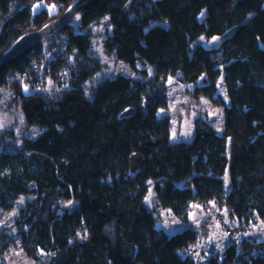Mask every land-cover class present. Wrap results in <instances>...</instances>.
Wrapping results in <instances>:
<instances>
[{
  "label": "trees",
  "instance_id": "obj_1",
  "mask_svg": "<svg viewBox=\"0 0 264 264\" xmlns=\"http://www.w3.org/2000/svg\"><path fill=\"white\" fill-rule=\"evenodd\" d=\"M66 12L58 32L0 65V98L41 130L0 131V219L16 210L24 252L37 264H202L188 250L208 226L169 234L157 224L168 212L188 222L226 211L241 238L223 255L206 247L205 264H264V251L251 254L264 241L245 236L264 221V0H0V55ZM94 39L139 77L97 80ZM171 82L216 96L223 129L200 115L191 140H173L160 114ZM32 170L40 177L21 203L15 186Z\"/></svg>",
  "mask_w": 264,
  "mask_h": 264
},
{
  "label": "rangeland",
  "instance_id": "obj_2",
  "mask_svg": "<svg viewBox=\"0 0 264 264\" xmlns=\"http://www.w3.org/2000/svg\"><path fill=\"white\" fill-rule=\"evenodd\" d=\"M47 7L50 11L55 9L52 6H46L44 3H39L34 8V11H38L41 8ZM206 15V10H204L200 15L199 19L202 20ZM74 21H78V17L74 18ZM232 31H228L223 35L215 36L210 40L203 39V45L206 47L218 46L220 43L231 34ZM95 51L99 58V63L102 65L101 73L98 75L97 80L102 77L114 78L118 74H125L127 76L139 77L131 68L128 67L126 63L118 61L115 59L114 55L105 50L103 41L94 39L93 41ZM152 73H156L155 68H151ZM1 93L4 97H8V92L6 88L1 87ZM220 91L224 93V86L220 88ZM213 98L206 96H194L190 89L185 86L180 85L176 82H171L168 87V102L165 108H162L160 114H169L172 120V138L177 140L181 138L182 140H191L194 135V122L195 119L200 115H206L212 122V124L219 130L223 129L224 126V109L221 105H218ZM3 101V103H2ZM25 116L22 112L20 105L14 104L11 107H6L3 98H0V131H14L17 133L18 138H21V134H39L40 129L35 128L29 131L25 127ZM21 141V140H19ZM40 177V172L38 170H32L28 175H25L19 179L15 189L17 193L21 194L20 201L24 203L26 200V193L33 191L38 179ZM225 183L227 189L231 187L229 167L226 169L225 173ZM209 208H213L212 204L208 205ZM16 210H7L1 215L0 219V245L8 239V245L5 248V252L2 254L4 260L7 264H37V262L30 258L23 250L21 246L22 238L16 232L14 226V216ZM226 218V223H231V219L228 217L226 211H224ZM207 216L205 214L201 215L200 211L196 213L192 212L190 215V221H182L176 218L170 212L166 213L163 221L159 222L157 226L163 228L169 234L177 233L187 226H193L197 229H202L203 226H208V234L202 236L201 244L205 245L208 249L214 246L215 249L224 254L225 249L228 245L234 242V239L229 237L225 230L222 228V224L214 222L213 224H208ZM207 223V224H206ZM245 236L250 239H257L264 241V221H257L252 223L251 227L246 230ZM7 238V239H6ZM6 239V240H5ZM3 241V242H2ZM200 254L197 257V262L205 264L209 259L211 253L208 252Z\"/></svg>",
  "mask_w": 264,
  "mask_h": 264
},
{
  "label": "water",
  "instance_id": "obj_3",
  "mask_svg": "<svg viewBox=\"0 0 264 264\" xmlns=\"http://www.w3.org/2000/svg\"><path fill=\"white\" fill-rule=\"evenodd\" d=\"M70 12H66L60 17L47 22L41 28L24 33L19 36L4 52L0 55V65L4 64L17 56L21 55L36 44L44 41L46 38L54 35L62 27V25L69 19ZM135 109L127 108L120 115L119 118L129 117L134 114Z\"/></svg>",
  "mask_w": 264,
  "mask_h": 264
},
{
  "label": "built area",
  "instance_id": "obj_4",
  "mask_svg": "<svg viewBox=\"0 0 264 264\" xmlns=\"http://www.w3.org/2000/svg\"><path fill=\"white\" fill-rule=\"evenodd\" d=\"M207 222H208V224H212L213 222L220 223V224H222L221 225L222 228L225 230V232L227 233V235L229 237L235 236L238 239L241 238V236L235 231L233 226L226 223L225 220L223 219V217L221 219L218 216L216 218L209 217V218H207ZM205 250H206L205 245H203L201 243H191L189 246L188 255L191 259H194V258L198 257V255L200 253L204 252ZM263 251H264V245H261L259 247L252 248L251 254L263 253Z\"/></svg>",
  "mask_w": 264,
  "mask_h": 264
},
{
  "label": "snow or ice",
  "instance_id": "obj_5",
  "mask_svg": "<svg viewBox=\"0 0 264 264\" xmlns=\"http://www.w3.org/2000/svg\"><path fill=\"white\" fill-rule=\"evenodd\" d=\"M0 126H2V125H0Z\"/></svg>",
  "mask_w": 264,
  "mask_h": 264
}]
</instances>
